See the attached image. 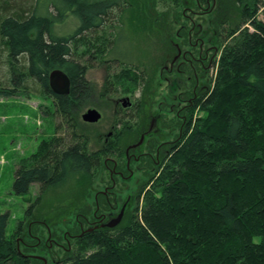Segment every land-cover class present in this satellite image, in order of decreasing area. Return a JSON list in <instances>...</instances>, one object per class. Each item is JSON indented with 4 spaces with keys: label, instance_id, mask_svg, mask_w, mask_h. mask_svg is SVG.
<instances>
[{
    "label": "trees",
    "instance_id": "1",
    "mask_svg": "<svg viewBox=\"0 0 264 264\" xmlns=\"http://www.w3.org/2000/svg\"><path fill=\"white\" fill-rule=\"evenodd\" d=\"M171 1L161 11V0H0V55H7L0 98L47 96L59 119L54 134L17 168L13 195H29L37 185L39 202L50 190L70 185L85 196L105 158L89 153L88 140L77 132L74 105L83 96L77 82L105 66L108 94L147 89L149 79L129 57L111 56L116 31L127 23L156 33L170 54L163 34L170 31V15L176 23L185 6V0ZM239 12L238 23L228 18L216 25L221 47L216 76L189 102L183 137L160 180L139 196L136 210L114 228L80 232L52 262L21 251L19 239L34 206L11 235L6 212L0 215V264H264V21L259 19L264 0L241 1ZM73 16L80 24L72 33H53ZM189 26V32L188 26L181 29L180 47L186 41L193 48L194 32L199 35L197 26ZM56 70L71 81L68 95L50 88ZM143 104L139 100L125 109L124 129L137 131L131 121ZM82 194L73 199L77 211ZM94 204L101 207L100 199Z\"/></svg>",
    "mask_w": 264,
    "mask_h": 264
},
{
    "label": "rangeland",
    "instance_id": "2",
    "mask_svg": "<svg viewBox=\"0 0 264 264\" xmlns=\"http://www.w3.org/2000/svg\"><path fill=\"white\" fill-rule=\"evenodd\" d=\"M217 1L185 0L184 10L180 12L181 15L176 23H173L175 16L170 15L168 21L170 31L163 34V36L169 37V46L172 47L170 54L166 51L165 43H160L156 33L148 35L140 28L136 29L135 26L127 25V23L116 31L117 47L111 56L125 55L129 57L127 59L139 67V73H145L146 81L149 79V84L147 89L145 86L130 87L127 92L118 88L115 94L110 95L107 89L111 85H108L107 82L109 74L105 66H96L90 69L86 72L83 81L77 82L83 95L80 100L77 99L80 103L79 106L77 103L74 105L77 110L75 112L77 132L88 140L89 153L102 152L104 161L107 158L112 160L118 158L120 162H123L125 168V153L131 150L130 145L140 141V135L138 130L131 131L127 130L128 128L124 129L123 126L117 127V117L127 113L128 111L124 108L130 104L133 107L139 100L144 102L143 108L138 117L132 119V127L135 125L137 129V123H139V127L141 125V128L149 129L151 124H162L164 130L160 134L154 133V135L157 134L160 142L174 140L173 145L167 148L171 153L174 152V148L181 139V129L178 126V119L171 109L178 104L181 91L189 90V97L194 92L192 83L190 81L187 83L186 75L179 79L181 81L177 80L176 69L178 67H171L176 62L177 56L181 54V51L177 49L182 50V54H187L201 73V61H198L197 55L202 49L198 51L200 45H196L197 40H200L201 45L204 46H202L205 57L204 67L207 71L205 82L211 83L217 70L214 64L221 52L216 25L228 18L238 23L240 21V2L243 3L247 0H220L219 4ZM171 4V0L167 2L161 0L159 10H166L172 6ZM259 19L264 21V16L260 15ZM190 23L197 26L199 35L196 37L194 32L193 48L184 40L187 45L180 47L181 36L184 34L181 33V29L188 26L186 29L189 32ZM79 24V20L73 16L66 24L54 27L53 33L57 36L68 35ZM6 56V53L0 55V73L4 72V76L7 72ZM185 70L190 72L192 69L187 67ZM173 84L175 88L172 87ZM92 108L100 113V121L96 124L85 123L82 118ZM52 113V101L44 95L32 93L14 98H0V215L6 212L10 213L7 234L11 235L16 231L19 223L25 220L29 208L34 206L33 216L25 221V229L19 243L22 246L21 251L25 254H34L48 262L60 259L68 244L70 243L71 247L74 245V236L93 228L94 226H91L90 222L94 221L97 215L104 214V222L108 223L117 219L122 211L124 214L121 221L126 215L134 212L141 193V198H143L146 191L157 184L167 163L165 165L162 163L151 173L141 169L133 162L131 178L118 180L117 187L120 188L121 193L117 201L111 200L112 203L107 206L106 199L100 195L101 207L99 209L94 204L95 198L99 192H107L106 188L112 185L109 175L113 166L111 163L103 164L85 196H83L84 193L76 190L77 194L80 193V196L82 194L83 197V200L80 197L82 202L79 201L81 209L78 211L75 207V202L78 200H73L77 194L73 192V189H70V185L50 190L39 202L36 200L40 194L37 185L31 187L29 195H13L12 186L17 168L27 162L36 153L40 143L55 132L59 119L56 120ZM160 115L163 116V121L160 120ZM169 126L173 127L170 131L166 129ZM110 134L111 136H109ZM129 194L135 200L132 199L128 202ZM110 208H114V211ZM83 214L86 215V218ZM77 215L82 217H79L78 220ZM53 234L56 235L54 239H52Z\"/></svg>",
    "mask_w": 264,
    "mask_h": 264
},
{
    "label": "flooded vegetation",
    "instance_id": "3",
    "mask_svg": "<svg viewBox=\"0 0 264 264\" xmlns=\"http://www.w3.org/2000/svg\"><path fill=\"white\" fill-rule=\"evenodd\" d=\"M197 36H198V34H197ZM199 42H200V40H197L196 43L199 44L200 49H202V50H200L201 52H199L197 55L198 61H201V66H202L201 67V73L197 70V67L193 64L194 61L192 59H190L187 54H182V50H179V49H177V50L181 51V54H179L177 56L176 62L174 63V65L171 66V67H178L176 69L177 80L181 79L182 77H184L186 75L187 83H188V81H190L192 83V86H193L192 90L194 91L193 94L191 92L192 95L190 97L188 96L189 92H190L189 90L181 91L180 96H179L180 100H179L178 104L174 105L171 109V111L173 113H175V116L178 119V126L181 129V138L183 136V128H184L185 121H186V113H187L188 104H189V102H192V100H194L198 96L199 93H202V91L207 87V83H208L207 81L205 82V76H207V71H206V68L204 67V65H205L204 64L205 57L203 55V47L204 46L201 45V42L200 43ZM177 48H178V46H177ZM175 64H177V65H175ZM182 65H185V66H182ZM187 67H190L192 70L190 72L185 70V68H187ZM181 68H183L184 70H182ZM199 69H200V66H199ZM166 80H169V79H166ZM179 81H181V80H179ZM201 81H202V86L200 87ZM172 87L175 88L174 84ZM176 98L178 99V96ZM130 106H131V104L128 105L126 108H124V107L123 108H124V110L129 109ZM123 117H125L124 114H123V116H119L120 124L119 125L117 124V127L123 126L121 123L124 121ZM160 117H161L160 120L163 121V116L160 115ZM161 125H160V123H159V125L151 124V127L149 129L141 128V125H140V127L138 125L137 130H138V134L140 135V141L133 144V145H130L132 147L131 150L130 151L128 150L125 153V157H126L125 168H124L123 162H120V160H118V158L113 159V160L107 158L104 161L105 165H108L109 163H111V165H113L112 169H110V171H109L110 172V174H109L110 180L112 182V185L110 187L106 188L107 192H105V193L99 192L98 193L97 197L95 198L96 202H98L100 195L106 199V205L107 206H109L113 200L117 201L118 196L121 193L120 188L117 187L118 186L117 185L118 180H122V179L125 180V179L131 178V176H132L131 166H132L133 162H135L136 165L139 166L141 169L148 170L151 173H153L157 169V167H159L162 163H163V165H165V163L167 162L168 158L171 155V151L167 148L171 147L173 145L172 143H174V140H168V141H161L160 142L159 137H157L156 135L160 134L161 131L164 130V127H162ZM166 129L168 131H170L173 129V127L169 126ZM154 133H157V134L154 135ZM109 136H111V134ZM132 199H134V198H132V196L129 194L128 198H127L128 202H130ZM97 207H98L97 209L100 208L99 204H97ZM110 209L112 211H114V208H110ZM123 214H124V212H123ZM108 223L104 222V214H102L100 216L97 215L96 219L94 221L90 222V225L94 226L91 229H96L98 227H104ZM82 232H84V231H82ZM74 237H79V235H76Z\"/></svg>",
    "mask_w": 264,
    "mask_h": 264
},
{
    "label": "water",
    "instance_id": "4",
    "mask_svg": "<svg viewBox=\"0 0 264 264\" xmlns=\"http://www.w3.org/2000/svg\"><path fill=\"white\" fill-rule=\"evenodd\" d=\"M50 88L52 92L56 95H68L71 90V81L64 72L56 70L50 74ZM100 118V113L96 109L92 108L84 114L82 119L85 123L96 124L100 121ZM122 216L123 212L117 219L112 220L106 226L108 228L116 227L121 222Z\"/></svg>",
    "mask_w": 264,
    "mask_h": 264
}]
</instances>
